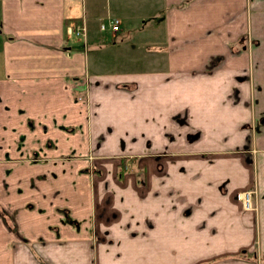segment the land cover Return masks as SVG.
Returning <instances> with one entry per match:
<instances>
[{"label":"crops","instance_id":"1","mask_svg":"<svg viewBox=\"0 0 264 264\" xmlns=\"http://www.w3.org/2000/svg\"><path fill=\"white\" fill-rule=\"evenodd\" d=\"M247 2L0 0V264H264Z\"/></svg>","mask_w":264,"mask_h":264},{"label":"built area","instance_id":"2","mask_svg":"<svg viewBox=\"0 0 264 264\" xmlns=\"http://www.w3.org/2000/svg\"><path fill=\"white\" fill-rule=\"evenodd\" d=\"M119 25V17L118 16H106L99 22V28L101 29H111L116 30L117 26ZM84 23H78V25L75 27L74 31L76 33H84ZM253 189H243V190H237V196L239 197L240 201H242L243 205L245 207H253V202L251 201Z\"/></svg>","mask_w":264,"mask_h":264},{"label":"rangeland","instance_id":"3","mask_svg":"<svg viewBox=\"0 0 264 264\" xmlns=\"http://www.w3.org/2000/svg\"><path fill=\"white\" fill-rule=\"evenodd\" d=\"M253 1L254 0H248V2H247V4H246V6H245V8H244V11H245V13H246V15H248L249 16V9L251 8H253ZM252 3V4H251ZM255 9H256V11H258V13H259V16H260V18L262 19V20H264V0H257V4L255 5V7H254ZM242 12V11H241ZM259 20V19H258ZM250 20L248 19V21H247V24H248V28H249V32H250V30L252 29V24L249 22ZM257 23V25L258 26H256V30H260L259 28V25H260V23H258V22H256ZM248 35V34H247ZM245 40V43H247V45H249V42L250 41H252V37L250 38H247L246 39V37L244 38L243 37V41ZM253 42V41H252ZM70 126H71V128H73V126L71 125V123L70 124H68V125H66V128H70ZM61 156H65V154H61ZM86 157H88V159H90L91 157V155H89L88 153L85 155ZM88 166V165H87ZM85 167V170H87L88 172H90L91 170L89 169V167ZM253 208H257V203H256V201L255 202H253Z\"/></svg>","mask_w":264,"mask_h":264}]
</instances>
